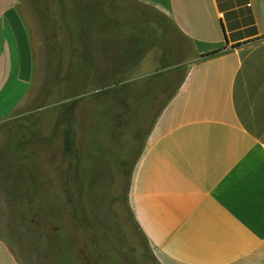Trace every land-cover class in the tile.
Returning <instances> with one entry per match:
<instances>
[{
  "label": "crops",
  "instance_id": "1",
  "mask_svg": "<svg viewBox=\"0 0 264 264\" xmlns=\"http://www.w3.org/2000/svg\"><path fill=\"white\" fill-rule=\"evenodd\" d=\"M138 1L160 18L151 31L161 44H171V27L192 46L183 57L176 48L160 55V63H174L178 82L159 100L162 113L147 130L134 173L138 228L158 264H264V0ZM115 29L110 42L84 41L88 77L109 70L122 79L117 59L126 57V35ZM131 29V36L140 32L134 46H154L142 26ZM109 57L114 63L106 67ZM36 72L26 6L0 0V264H24L16 247L26 236L15 223L26 217L27 198L4 164L12 140L20 147L10 126Z\"/></svg>",
  "mask_w": 264,
  "mask_h": 264
},
{
  "label": "rangeland",
  "instance_id": "2",
  "mask_svg": "<svg viewBox=\"0 0 264 264\" xmlns=\"http://www.w3.org/2000/svg\"><path fill=\"white\" fill-rule=\"evenodd\" d=\"M20 1L34 33L37 75L10 126L20 147L12 140V159L4 164L27 198L26 217L15 223L26 236L16 247L19 259L24 264H158L136 223L131 187L147 130L162 113L159 100L165 102L178 82L174 63H160V55L176 48L183 57L192 46L171 27V44H161L159 32L151 31L160 18L138 0ZM133 26L154 35L152 48L133 45H140V32L131 36ZM115 28L126 35V57L117 59L124 64L122 79L109 70L88 77L84 41L110 42ZM104 62L106 67L114 63L110 57ZM140 88H147L149 99L138 94Z\"/></svg>",
  "mask_w": 264,
  "mask_h": 264
},
{
  "label": "trees",
  "instance_id": "3",
  "mask_svg": "<svg viewBox=\"0 0 264 264\" xmlns=\"http://www.w3.org/2000/svg\"><path fill=\"white\" fill-rule=\"evenodd\" d=\"M210 55H214V54H210ZM210 55H208V56H210ZM67 141L70 142V139L68 138Z\"/></svg>",
  "mask_w": 264,
  "mask_h": 264
}]
</instances>
